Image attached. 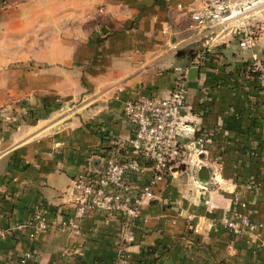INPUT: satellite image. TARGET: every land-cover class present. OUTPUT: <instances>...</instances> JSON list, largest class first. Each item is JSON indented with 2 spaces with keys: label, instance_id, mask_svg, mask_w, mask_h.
Returning <instances> with one entry per match:
<instances>
[{
  "label": "crops",
  "instance_id": "0c3cea01",
  "mask_svg": "<svg viewBox=\"0 0 264 264\" xmlns=\"http://www.w3.org/2000/svg\"><path fill=\"white\" fill-rule=\"evenodd\" d=\"M194 3H0L9 12L0 16V264H116L120 215L32 239L34 208L47 207L51 224L70 216L79 176L101 174L111 151L134 157L125 104L168 97L199 57L198 79L186 80L183 155L135 222L132 264H264V88L254 69L264 35L250 50L244 29L196 28ZM240 216L251 227L237 237L225 224Z\"/></svg>",
  "mask_w": 264,
  "mask_h": 264
},
{
  "label": "built area",
  "instance_id": "2783aa9c",
  "mask_svg": "<svg viewBox=\"0 0 264 264\" xmlns=\"http://www.w3.org/2000/svg\"><path fill=\"white\" fill-rule=\"evenodd\" d=\"M261 1L195 0L190 7V18L196 28H220L223 33L232 34L244 29L242 46L252 50L256 48L260 36L264 35ZM200 59L202 57L196 59L191 67L197 68ZM254 69L261 74V86L264 88V65L256 60ZM189 71L177 81L168 97L143 95L125 104L124 116L133 131L130 149L134 157L125 158L111 151L101 174L79 176L74 182V211L59 222L51 224L48 221L49 209L36 206L32 214V239L51 225L74 232L80 230L86 218L97 214H117L125 221L126 232L116 264H132L129 247L136 242L135 222L144 207L156 199V184L173 173L183 155L179 130L183 126L182 111L188 96L186 80ZM196 142L202 145L205 139L201 137ZM143 176L146 177L143 184L132 181L134 177ZM201 189L205 191L208 186L202 185ZM225 226L239 237L245 228L251 227V222L248 217L240 216Z\"/></svg>",
  "mask_w": 264,
  "mask_h": 264
},
{
  "label": "rangeland",
  "instance_id": "374dc122",
  "mask_svg": "<svg viewBox=\"0 0 264 264\" xmlns=\"http://www.w3.org/2000/svg\"><path fill=\"white\" fill-rule=\"evenodd\" d=\"M38 2V1H41V0H0V3H6V4H10L13 8L14 7H17L19 5H23V6H27L28 4L30 3H34V2ZM4 5V4H3ZM6 7L5 5L4 6H1L0 5V8H4ZM260 8L263 9L264 8V0L261 1L260 3ZM4 13H9L6 11H0V16H2ZM7 15V14H6ZM261 18L263 19L264 18V11L261 12L260 14ZM104 17H99L97 18L96 20L94 21H90L86 24V28H91V27H97V26H100L102 24H104ZM19 65H22L21 62H17V63H12V66L15 67V66H19Z\"/></svg>",
  "mask_w": 264,
  "mask_h": 264
},
{
  "label": "water",
  "instance_id": "95a60500",
  "mask_svg": "<svg viewBox=\"0 0 264 264\" xmlns=\"http://www.w3.org/2000/svg\"><path fill=\"white\" fill-rule=\"evenodd\" d=\"M199 74H200V68H198V67L197 68H192L189 71V74H188L189 80L198 79Z\"/></svg>",
  "mask_w": 264,
  "mask_h": 264
},
{
  "label": "trees",
  "instance_id": "16d2710c",
  "mask_svg": "<svg viewBox=\"0 0 264 264\" xmlns=\"http://www.w3.org/2000/svg\"><path fill=\"white\" fill-rule=\"evenodd\" d=\"M194 60H196V59H194ZM203 65H204V60H202V59H200V61H199V63L197 64V67L198 68H202L203 67ZM254 75H258V73H254V72H252ZM259 76V75H258ZM124 155H127L128 153H126V152H124L123 153Z\"/></svg>",
  "mask_w": 264,
  "mask_h": 264
}]
</instances>
